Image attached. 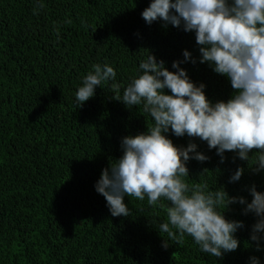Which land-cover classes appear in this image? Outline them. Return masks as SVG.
<instances>
[{"label":"trees","instance_id":"trees-1","mask_svg":"<svg viewBox=\"0 0 264 264\" xmlns=\"http://www.w3.org/2000/svg\"><path fill=\"white\" fill-rule=\"evenodd\" d=\"M151 2L0 0V264H252V257L264 264V233L259 242L251 239L258 218L245 214L247 204L218 209L244 227L235 233L239 248L215 258L190 236L180 244L160 233L166 221L160 202L150 206L147 197L125 196L130 215L114 217L96 190L102 171L121 158L122 138L146 133L153 123L143 104L129 109L112 89L119 85L122 98L149 54L177 72L173 62L190 52L196 63L180 67L206 86L213 104L234 92L226 77L199 62L194 32L142 18ZM96 64L113 67L116 77L81 107L76 92ZM165 135L181 149L197 144L210 158L187 162L189 177L183 179L190 186L224 188L248 203L253 186L264 194V170L252 169L257 150L249 161L225 152L221 162L199 138ZM240 168V180L230 182Z\"/></svg>","mask_w":264,"mask_h":264},{"label":"clouds","instance_id":"clouds-1","mask_svg":"<svg viewBox=\"0 0 264 264\" xmlns=\"http://www.w3.org/2000/svg\"><path fill=\"white\" fill-rule=\"evenodd\" d=\"M141 15L149 25L162 20L194 32L201 46L199 62L226 77L234 92L227 102L213 104L205 94L206 86H197L180 67L182 62L196 63L190 52H183L185 61L173 62L177 72L149 54L139 65L142 74L124 89L122 98L119 85L113 83L112 89L114 99L129 109L143 104L153 123L147 124L146 133L122 138L123 154L102 171L96 190L114 217L130 215L125 196L139 201L147 197L150 206L160 202L166 213L160 233L180 244L190 236L202 252L223 258L239 248L235 233L244 227L243 222L227 220L224 212L232 204H247L245 214L258 218L251 239L259 242V234L264 233V194L253 186V199L248 203L243 197H230L224 188L206 191L204 184L190 186L183 179L189 177L187 162L203 163L210 158L198 152L195 143L176 147L165 133L207 142L210 150H217L221 162L225 152L249 161V153L257 150L258 162L252 169L264 170V0H152ZM92 68L76 92L81 107L95 96L97 87L116 77L113 67L96 64ZM243 173V168L238 169L230 182L239 181ZM221 207L226 210L218 211ZM164 240L163 246L169 247ZM251 262L260 264L256 257Z\"/></svg>","mask_w":264,"mask_h":264}]
</instances>
